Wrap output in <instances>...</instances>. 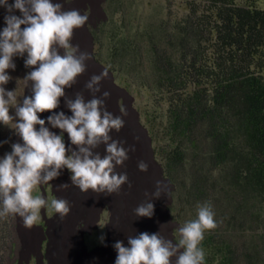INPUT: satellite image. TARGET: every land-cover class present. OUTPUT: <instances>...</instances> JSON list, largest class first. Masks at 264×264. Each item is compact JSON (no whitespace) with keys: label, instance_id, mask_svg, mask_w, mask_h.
Here are the masks:
<instances>
[{"label":"clouds","instance_id":"clouds-1","mask_svg":"<svg viewBox=\"0 0 264 264\" xmlns=\"http://www.w3.org/2000/svg\"><path fill=\"white\" fill-rule=\"evenodd\" d=\"M0 8L7 12L5 27L0 30V125L22 141L12 143L11 151L0 157V219L19 218L22 226L30 229L45 209L58 214L63 222L71 212L69 201L56 197L49 202L44 195L34 193L58 179L65 169L70 173L71 185L60 184L57 191L72 186L83 194L91 191L97 196H111L119 195L126 184L131 189L127 173L117 169L124 167L135 147H125L124 141L111 135L125 127L127 111L121 109L120 115H114L107 110L105 101L110 93L101 88L109 78L107 70L93 74L85 83L90 99L81 91L74 96L65 91L78 84L91 60L89 53L72 44L74 32L84 28L89 15L77 9L64 10L63 4L54 0H0ZM25 54L24 66L31 71L22 80L17 79L15 90H6L13 80L8 72L16 70L14 58H24ZM20 81L24 90L30 88L31 95L25 96L24 91L22 96L17 95ZM61 99L70 116L57 111ZM44 113L50 114L46 120L40 118ZM64 133L70 145H66ZM101 146L103 156L97 151ZM137 167L142 173L148 171L144 161H139ZM165 187L157 181L155 191L145 192L146 201L133 210V215L151 219L152 201L161 197ZM216 227L211 204H199L196 218L174 229L179 233L178 241L160 231L128 235L127 246L123 241L113 245L117 253L114 264H204L201 244L205 232Z\"/></svg>","mask_w":264,"mask_h":264},{"label":"trees","instance_id":"trees-1","mask_svg":"<svg viewBox=\"0 0 264 264\" xmlns=\"http://www.w3.org/2000/svg\"><path fill=\"white\" fill-rule=\"evenodd\" d=\"M188 1L190 12L181 22L160 26L158 36L148 39L152 88L170 103L164 172L173 178L172 169L183 162L186 148L196 146L203 127L208 158L238 198L237 213L256 207L258 221L264 213V9L235 0ZM199 2L206 4L201 11ZM128 44L114 48L112 57L131 53ZM204 182L196 181L189 194L199 197ZM258 239L244 247L248 264H264V234ZM201 246L219 264L242 258L212 236Z\"/></svg>","mask_w":264,"mask_h":264},{"label":"rangeland","instance_id":"rangeland-1","mask_svg":"<svg viewBox=\"0 0 264 264\" xmlns=\"http://www.w3.org/2000/svg\"><path fill=\"white\" fill-rule=\"evenodd\" d=\"M11 3L12 0H9ZM238 5H254L264 9V0H235ZM64 10L77 9L84 14L89 15L87 24L82 29L76 30V40H72L73 46L79 45L82 52L90 53L94 61L101 64L104 70L112 73L114 83L125 91L124 98L119 97L118 104L120 109L122 104H126L131 108L133 119L137 115L140 125L146 129L150 138V150L154 156L152 162L161 167V173L153 166L155 181H161L165 190L159 198L162 208L167 212L168 220V239L179 240V233L174 229L182 226L185 222L195 219L197 215V206L208 202L211 204L215 213L217 227L214 230L206 231V236H212L215 241L222 243L227 242L233 251H237V257H242L247 252L244 248L251 241H259L258 236L264 234V213L255 219L254 213L256 207L238 214L236 203L238 198L233 192H229L225 187V183L221 178V167L214 166L208 158L210 145L205 140L204 128H198L195 138L196 146L185 150V158L181 164H177L172 169L173 178L164 172L166 163V151L168 150L169 138L167 135L168 125V95L161 91H156L152 87L151 65L148 64L149 58V37L155 39L160 31V26H171L176 22H181L190 12V4L188 0H62ZM200 11L206 7L205 2L197 3ZM20 15L19 12L15 13ZM7 12L4 8H0V30L5 27L4 17ZM89 35L91 40L89 39ZM80 37L84 39L80 41ZM128 41L131 46V53H127L126 57L114 58L113 49L120 48L122 42ZM84 43V44H80ZM61 54L62 51H61ZM24 58H14L16 70H9L8 74L13 77L5 87L6 90L12 91L17 88V79L22 80L31 69L25 68ZM113 60L121 61L115 63V69H112ZM101 72L102 70L99 69ZM28 88L24 90V83H18L17 95L27 96ZM22 99V98H21ZM14 115V109L11 110ZM60 134V133H59ZM17 137L11 130L0 125V157L11 151L10 145L17 143ZM66 145H70L67 134L65 135ZM125 147H129L127 141ZM131 153L129 160L125 162V169L130 171ZM66 170V169H65ZM157 172V173H156ZM70 177V173L66 170ZM63 176V174H61ZM205 180L203 192L198 196H191L189 193L194 192L196 181ZM60 185V184H59ZM71 185V184H69ZM194 190V191H193ZM65 194L68 190L59 191ZM58 192V193H59ZM47 199L49 202L52 197L50 190H47ZM59 193V194H60ZM39 195L38 192L34 193ZM198 195V193H196ZM240 202V201H238ZM138 206V205H137ZM137 206H133L134 210ZM131 210V213L133 211ZM50 216L54 212L46 210ZM10 218V217H9ZM143 223L136 225L137 229L148 232L151 229V220L141 218ZM118 220H122L119 216ZM10 219H0L2 230L9 225ZM120 221L117 225L119 227ZM97 222V223H96ZM95 227L88 233L84 232V243L88 249H92L104 245L107 240V224L110 223V213L108 207H104L99 213V219L96 221ZM86 225H84V228ZM171 226V227H170ZM103 237V241H101ZM235 254V255H236ZM234 255V256H235ZM212 256L211 250L205 251L204 264H219V260H210ZM234 264H248L242 258H238Z\"/></svg>","mask_w":264,"mask_h":264},{"label":"bare ground","instance_id":"bare-ground-1","mask_svg":"<svg viewBox=\"0 0 264 264\" xmlns=\"http://www.w3.org/2000/svg\"><path fill=\"white\" fill-rule=\"evenodd\" d=\"M54 2L62 3V0H54ZM75 32L74 40H76ZM89 39L91 40L90 35ZM80 41L83 42L84 39L80 37ZM99 69L103 71L104 67L94 61L91 55V60L87 62V71L79 78L77 85L72 89L65 90L67 95L74 96L75 92L81 91L86 99H90L91 96L84 89V85L93 74L101 72ZM108 73L109 78L101 85L102 91L110 93V97L105 101L107 110L114 115H120L121 109H126L127 111V115L124 117L125 127L119 133L113 132L111 135L113 139L127 141L129 147H135V151L130 152V171L125 169V165L123 168L117 169L118 172L127 173L132 188L129 189L126 184L122 186L119 195L113 194L109 196L101 194L97 196L91 191L83 194L78 188L70 186L67 189L68 192L61 194L57 191V186L59 184H71L70 177L64 170L61 173L63 176L60 175L58 179L38 189L37 192L47 198V190L49 188L52 197L67 199L71 205L70 214L61 222L58 214L53 213L48 216L46 210L42 209L41 219L30 229L24 228L19 218L7 217L10 219V226L7 230H2V226H0V264H114L117 255L113 248L114 243L123 241L125 246H127L128 235L144 232L142 228L137 229L136 232V225L143 223V221L141 218H136L133 213H130L133 206L146 201L145 192L151 194L155 191L157 180L155 181L154 179L153 166L155 162H152L154 154L152 155L150 150V138L146 129L140 125L139 121H136L138 116L135 115L136 120H134L131 108L124 103L120 109L118 99L119 97L124 98L125 91L114 83L112 73ZM27 91V96L31 95L30 88ZM57 111H64L66 115H71L63 99H61V105ZM48 115L50 114L44 113L40 118L46 120ZM52 131L59 134L58 129H52ZM64 134L66 135V133ZM17 142L22 143L19 137H17ZM97 151L102 156L105 154L103 146ZM139 161H144L148 164L146 173L138 170ZM155 167L158 174H160V165L156 164ZM152 203L154 204V216L150 219L151 229L148 233L160 231L161 235L167 238V232L170 229L167 212L164 207L162 208L159 199H154ZM104 207H108L110 213V223L107 224L106 229L107 240L104 245L88 251L84 243V232L85 230L88 233L91 232V229L95 227L94 223L99 219V213ZM119 216L122 218L121 221L118 220ZM118 221H120L119 227L117 225ZM84 225H86L85 229H83Z\"/></svg>","mask_w":264,"mask_h":264}]
</instances>
